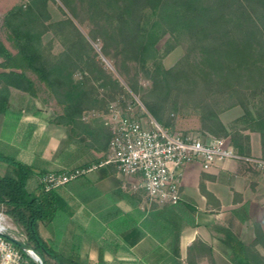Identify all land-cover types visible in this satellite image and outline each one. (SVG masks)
I'll return each instance as SVG.
<instances>
[{
  "label": "trees",
  "instance_id": "16d2710c",
  "mask_svg": "<svg viewBox=\"0 0 264 264\" xmlns=\"http://www.w3.org/2000/svg\"><path fill=\"white\" fill-rule=\"evenodd\" d=\"M83 1L101 19L103 31L114 34L121 51L143 66L157 53L156 45L167 30L170 38L165 53L182 46L184 54L171 68L155 69L162 93L199 112L204 137H228L237 151L250 155L241 132L235 127L229 131L219 118L221 112L240 106L244 113L235 125L243 123L259 131L264 151V0ZM45 3L28 0L24 5L12 6L3 16L11 46L0 36V114L20 117L9 106L11 88L36 98L41 83L52 87L53 77L57 79L56 68L47 65L37 31L38 25L45 24L41 15L46 12ZM61 104L62 114L50 122L67 125L71 130L81 124L89 127L82 120L88 107L82 92L71 94L70 101ZM156 119L169 127L163 118ZM104 130L102 148L106 149L111 134L105 126ZM81 134L77 133L80 142L84 140ZM91 135L97 139L98 133ZM67 154L72 156L73 151ZM0 161L12 167L0 175V209L21 229L22 240L31 243L46 264H53L49 259L57 264H81L60 254L38 233V222L53 221L63 206L57 188L45 191L39 182L33 192L32 166L1 152ZM201 191L208 199L212 197L202 185ZM232 241L234 238H227L228 243ZM235 241L232 251L247 255L246 246Z\"/></svg>",
  "mask_w": 264,
  "mask_h": 264
},
{
  "label": "crops",
  "instance_id": "0c3cea01",
  "mask_svg": "<svg viewBox=\"0 0 264 264\" xmlns=\"http://www.w3.org/2000/svg\"><path fill=\"white\" fill-rule=\"evenodd\" d=\"M33 99L11 88L9 106L20 117L0 114V143L15 148L17 159L32 166L33 192L42 170H85L57 188L63 206L56 218L38 222L39 235L60 254L81 264H264V170L232 159L218 160L209 169L192 163L184 168L181 201L151 204L141 192L125 188L133 178L119 175L113 165L93 167L108 148L96 151L93 161L79 159V166L77 146L72 158L70 148L55 152L49 134L36 133L50 117ZM243 113L235 106L219 118L229 131L241 132L250 155L264 157L261 133L234 123ZM235 240L246 246L247 255L232 251Z\"/></svg>",
  "mask_w": 264,
  "mask_h": 264
},
{
  "label": "rangeland",
  "instance_id": "374dc122",
  "mask_svg": "<svg viewBox=\"0 0 264 264\" xmlns=\"http://www.w3.org/2000/svg\"><path fill=\"white\" fill-rule=\"evenodd\" d=\"M27 2L0 0V36L9 46L11 43L8 30L3 26V16L12 6ZM45 11L41 14L45 24L38 25L37 31L41 34V48L47 65L55 67L58 76L57 79L53 77L52 87L41 83L40 96L33 101L45 109V115L50 117V121L62 114L61 103L70 101L71 94L82 92L88 106L83 112L85 118L82 119L89 124L87 128L81 124L71 130L67 125L52 122L36 128L40 137L44 133L49 134V145L55 152L61 148H70L73 150L72 158L76 154L73 148L77 146V154H81L80 158L77 156V166L79 159L93 161L97 158L95 152L102 148L106 140L103 115L107 104L113 100L123 105L130 103L137 112L146 110L155 119L163 118V121L170 123L168 126L173 131L208 138L201 133L199 112L182 100L164 95L157 86L155 69L158 66L171 68L184 54L182 46L165 53L170 38L167 30L156 45L157 53L143 66L121 51L113 33L103 31L101 19L89 8L87 2L46 0ZM79 132H82L84 139L81 142L77 140ZM95 132L98 133L97 139L91 135ZM0 152L16 159L19 153L15 148L5 147L4 143H0ZM10 170L11 166L0 163V175ZM12 224L15 229H11L10 233L22 240L21 229ZM49 260L57 264L54 259L55 262Z\"/></svg>",
  "mask_w": 264,
  "mask_h": 264
},
{
  "label": "built area",
  "instance_id": "2783aa9c",
  "mask_svg": "<svg viewBox=\"0 0 264 264\" xmlns=\"http://www.w3.org/2000/svg\"><path fill=\"white\" fill-rule=\"evenodd\" d=\"M143 111L137 112L130 103L109 101L103 115V125L111 134L108 150L93 167L113 165L119 175L133 178L125 188L141 192L151 204L179 203L184 168L192 163L209 169L218 160L232 159L264 170V157L240 153L228 137L202 138L173 131ZM84 172L79 168L50 170L40 176L39 182L43 190L50 191ZM13 228L11 219L0 210V264H32V260L38 264L37 257L30 252L23 254L7 237H16L10 233Z\"/></svg>",
  "mask_w": 264,
  "mask_h": 264
},
{
  "label": "water",
  "instance_id": "95a60500",
  "mask_svg": "<svg viewBox=\"0 0 264 264\" xmlns=\"http://www.w3.org/2000/svg\"><path fill=\"white\" fill-rule=\"evenodd\" d=\"M8 238H10L17 246H19L22 250H25L26 252L32 253L35 257L38 258L39 263L38 264H46L44 256L37 250H35L31 243L25 242L21 239H18L16 237H12L7 235Z\"/></svg>",
  "mask_w": 264,
  "mask_h": 264
}]
</instances>
